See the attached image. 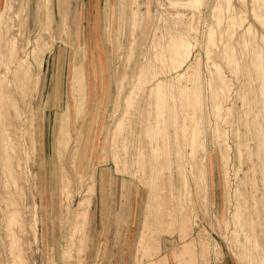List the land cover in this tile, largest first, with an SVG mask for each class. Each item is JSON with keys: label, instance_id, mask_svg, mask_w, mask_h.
Masks as SVG:
<instances>
[{"label": "rangeland", "instance_id": "374dc122", "mask_svg": "<svg viewBox=\"0 0 264 264\" xmlns=\"http://www.w3.org/2000/svg\"><path fill=\"white\" fill-rule=\"evenodd\" d=\"M106 1H2L0 78L6 80L5 86L11 85L10 89H14L12 69L17 58L25 55L24 50L33 59L39 46L44 57L41 69L36 64L33 68L39 80L37 90L31 91L29 85L25 87L26 93H14L17 106L9 101L7 109L2 111L9 112L0 128L3 136L9 138L0 143V264H79L80 261L81 264H148V258L142 259L139 241L144 224L147 221L157 224L160 211L155 202L152 204L144 175L138 172L141 166L138 164L139 138L145 141L146 147V131L142 128L149 117L157 122L162 160H165L164 152L175 162L177 145L188 150V140L194 129L201 131L202 143L196 146L195 157L190 158L194 170L186 163L187 170H191L186 172L190 196L183 198L179 207L170 197L165 202L166 207L176 206L180 217L182 205L185 206L182 217L193 226V238L203 229L207 232L205 236L212 249L203 255L197 247L196 263L263 264L264 238L260 235L264 226H256L261 243L256 249L253 239L246 238V235L253 237L252 231L236 225L234 214L237 205L242 209L252 208L253 196L260 201L261 213L264 211V151L261 150L264 148L260 145L264 141V0H135L134 3L133 0H108L107 4ZM132 7L140 12L137 27H132L130 21ZM232 19L234 25L230 22ZM178 38L190 43L191 55L181 68L173 70L169 48ZM77 46L80 47L78 54L85 56L89 94L82 117L76 118L73 125V129L75 124L77 130L80 129V134L67 146L63 142L60 150L59 127L66 103L71 105L75 115L71 70ZM81 55L77 59H81ZM140 73L143 78L138 76ZM154 74L164 85V94L160 97L151 92L155 81L150 80ZM223 81L229 83L223 84ZM222 86L225 89L221 90ZM23 94H27L25 98ZM130 96L135 100H132L131 114L123 128L126 133L133 126L135 130L127 140L128 148H119L120 161L116 165L114 137L120 129L115 123ZM162 97L166 99L163 118L156 105L157 98ZM217 103L221 104V109L215 112ZM14 108L18 111L15 120L12 119ZM11 121L18 126L13 128ZM257 129L261 130L255 139ZM216 130L225 135L222 143L214 137ZM167 134L171 140L166 146L163 141ZM93 135L94 147L90 150L88 136L92 143ZM212 138H216V144L212 143L215 142ZM238 142L250 145L243 146L241 156L237 152ZM144 150L149 156V150ZM225 151L229 152L228 163L221 159ZM205 156L211 161L206 174L209 190L204 189L205 181L203 183L199 180L201 176H197L200 175L198 168L205 169ZM10 164L15 171L11 177L7 167ZM117 168L122 172L118 173ZM78 169L83 176L80 182ZM195 171L192 177L191 172ZM93 173L96 193L91 197L88 188ZM174 175L178 184L182 176L176 171ZM63 177H67V184ZM63 187L68 189L63 190ZM207 191L208 200L203 197ZM8 195L13 196L9 198ZM81 202L91 209V218L84 231L90 234V243H80L84 232H78L74 248L67 252L69 229L79 208L84 207L80 206ZM150 209L152 215L147 220ZM9 210L16 214L14 225L7 222L11 216L6 213ZM157 227L162 250L156 259L167 256L168 264H187L190 257L182 256L179 261L176 256L183 245L178 222L172 227ZM10 233L18 237L13 251ZM89 245L90 250L80 256V248L87 249Z\"/></svg>", "mask_w": 264, "mask_h": 264}, {"label": "bare ground", "instance_id": "6f19581e", "mask_svg": "<svg viewBox=\"0 0 264 264\" xmlns=\"http://www.w3.org/2000/svg\"><path fill=\"white\" fill-rule=\"evenodd\" d=\"M2 1L4 0H0V14L2 13V9H1V5H2ZM123 1V0H122ZM132 1V0H131ZM135 0H133V3H134ZM198 0H196L197 2ZM229 1V0H228ZM108 0L105 2L107 4ZM109 3V2H108ZM132 3V2H131ZM109 6V5H108ZM106 6L107 8L110 9V7ZM122 6V5H121ZM122 8V7H121ZM133 9L131 10V16H130V21L132 23V27H137L138 26V15L140 14L139 10L135 7H132ZM6 9V5H5V8ZM9 8H7L8 10ZM122 10V9H121ZM124 13H125V7L123 9ZM105 11V9H104ZM9 12V11H8ZM107 12V11H106ZM120 13H122V11H119ZM119 13V14H120ZM128 13V12H127ZM104 14H107L104 12ZM126 14V13H125ZM109 15V14H108ZM110 16V15H109ZM122 16V15H120ZM108 18V17H107ZM106 18V19H107ZM124 18V16H123ZM48 19V18H47ZM109 19V18H108ZM107 19V20H108ZM50 20V18H49ZM48 20V22H49ZM122 20H125V19H122ZM46 22V21H45ZM231 24L234 25L235 22L234 20L232 19L231 21ZM242 22V18L240 20V24ZM110 23V22H109ZM110 25V24H109ZM119 25V24H118ZM12 26V25H11ZM108 26V25H107ZM10 27V26H9ZM109 27V26H108ZM49 28V27H48ZM8 29V28H7ZM47 30V29H46ZM49 30V29H48ZM52 30V29H51ZM51 32V31H50ZM107 32V31H106ZM126 32V31H125ZM249 32V31H248ZM250 33V32H249ZM8 34V32H7ZM43 34V33H42ZM172 37L174 36L173 33L171 34ZM109 36V35H108ZM123 36V35H122ZM13 37V36H12ZM53 37V36H52ZM120 37V36H119ZM118 37V38H119ZM133 37V36H132ZM16 38V37H15ZM54 38V37H53ZM171 38V37H170ZM176 38V37H175ZM14 39V38H13ZM56 39V38H55ZM173 39V38H172ZM5 40V39H4ZM17 40V39H16ZM15 40V41H16ZM54 40V39H53ZM118 40V39H117ZM122 40V39H121ZM134 40V39H133ZM6 41V40H5ZM4 41V42H5ZM15 41H14V44H15ZM69 40H67L68 42ZM52 42V41H51ZM55 42V41H54ZM120 42V41H119ZM154 42V41H153ZM171 42V41H170ZM160 43V42H159ZM28 44V43H26ZM68 44V43H67ZM119 44V43H118ZM190 43H188L184 38H178V39H175L171 42L170 44V53H171V56H170V63H171V66H173V70L174 68L177 70L179 68H181L189 59L190 55H191V48H190ZM16 45V44H15ZM40 45V44H39ZM7 46V45H6ZM15 48V46H13ZM138 47V46H137ZM38 50H35V53L33 55V59H30L29 56L30 54H28V52L26 50H24V48L22 49V51L24 52V56L22 57H18L15 64H14V67L12 69V76L14 78V81H15V86L13 87L14 89H10V86L11 85H8L9 87L5 86L4 82L6 80L0 78V128L1 126L3 125V118L5 119V115L8 116L9 112L6 111L5 113H2V111L4 109H7V105H8V102L11 101L12 103V106L16 107L17 105L14 104L15 103V97L13 96L14 93L18 92V91H21L22 93H26V89L25 87H28L29 85V88L31 89V91H36L37 88H38V76H35V73L33 68L34 66H36L37 68L41 69V65H42V61H43V57H44V53L43 51H41V49L39 50V46L37 47ZM77 50L75 52V56H74V62H73V67H72V70H71V89H72V95H73V98H74V101H75V115L73 114V108L71 107V105L69 103H66L65 104V110H64V115L60 121V132H59V138H58V143L60 145V150H61V146H62V143L65 142L66 146L68 145V143L72 142L75 140V138L80 134V129L77 130V126L75 124L74 126V129H73V125H74V122L77 120L76 118H79V117H82V113H84V105H85V100L87 99L88 97V84H87V81H86V77H85V56L81 55V54H78V51L80 49V47L77 46ZM125 48V47H124ZM13 49V48H12ZM133 49V48H131ZM43 50V49H42ZM47 50V49H46ZM228 50V49H227ZM31 51V50H29ZM132 51V50H131ZM133 52V51H132ZM15 53V52H13ZM161 53V52H160ZM15 55V54H14ZM78 55H81L79 57H82L81 59H77ZM159 54H157L158 56ZM162 55V54H161ZM2 57V55H1ZM32 57V56H31ZM160 57V56H158ZM163 57V55H162ZM161 57V58H162ZM165 57V56H164ZM30 60H33L32 62L29 61ZM160 62L162 61L160 58H159ZM157 61V60H156ZM139 62V61H138ZM10 63H13V62H10ZM36 64V65H35ZM128 64V62H127ZM6 65V63H5ZM4 65V66H5ZM13 65V64H11ZM135 66H137V64H135ZM142 66V65H141ZM178 66V67H177ZM6 67V66H5ZM7 69V68H6ZM126 69V68H125ZM135 70L138 71V69L135 67ZM134 70V71H135ZM191 70V69H190ZM42 72V71H40ZM39 72V73H40ZM143 73V72H142ZM160 74V73H159ZM132 75V74H131ZM257 75V74H256ZM3 76V75H2ZM129 76V75H128ZM140 78H143L142 77V74L140 73V75H138ZM122 77V75H121ZM125 77V75H124ZM133 77V76H132ZM183 77V76H181ZM254 77V76H253ZM256 77V76H255ZM131 79V78H130ZM139 81V80H138ZM137 81V82H138ZM152 81H155L154 84H153V88L151 90L152 92V95L155 94L156 96L160 97L161 95H163V82L162 81H159V79L157 78V74H154V76L152 77V79L150 80V82ZM8 82V81H7ZM128 82V81H127ZM224 83H227L225 81H223V84ZM229 83V82H228ZM227 83V84H228ZM142 84H140L141 86ZM146 85V84H145ZM228 86V85H227ZM135 87V86H134ZM188 87V86H187ZM264 87V85H263ZM138 88V87H137ZM141 88V87H140ZM122 89V88H121ZM126 89V88H125ZM219 89V88H218ZM225 89L224 86H222V89L223 90ZM227 89V88H226ZM230 89V88H229ZM183 90V89H181ZM220 90V91H221ZM184 92V91H183ZM224 92V91H223ZM261 92V91H260ZM263 92V91H262ZM261 92V93H262ZM21 93V94H22ZM181 94H184V93H181ZM260 94V93H259ZM264 94V92H263ZM24 95V94H23ZM27 95V94H25ZM24 95L23 98H25L26 96ZM128 96V95H127ZM127 96L125 95V97L127 98ZM264 97V95H262ZM22 97V96H21ZM20 97V98H21ZM166 97V96H165ZM22 98V99H23ZM158 99V102H157V107L160 108L158 110L159 111V116H161V118L164 117V109H165V104H166V99L164 97L162 98H157ZM128 100V104L126 105L127 101H125V108L123 109V106L121 107V112H119L118 116H117V119H116V123L117 124V128L120 129V133H116L115 137H114V140H115V151L113 153L114 155V160L116 162V165H118L119 163V159H120V156H119V148L124 146V149H127L128 146H127V140L130 137H132V134H134V130H135V127L133 126V129H131L130 131H128V133H126V129L123 128L124 124L126 125V123L128 122L127 120H129L128 116L131 114L130 112V107L133 106V102L135 99L132 98V96L129 97ZM133 100V102H132ZM262 101V100H261ZM123 103V102H122ZM264 103V102H263ZM87 104V103H86ZM221 105V104H220ZM220 105L219 103H217L214 107V111H219L221 108H220ZM263 105V104H262ZM127 106V107H126ZM151 106V104H150ZM135 107V105H134ZM260 107V106H259ZM263 108V106H262ZM258 109V108H257ZM260 109V108H259ZM264 109V108H263ZM262 109V111H263ZM15 110V108H14ZM132 110V109H131ZM223 110V109H222ZM221 110V111H222ZM261 111V109H260ZM133 112V111H132ZM249 112V111H248ZM259 112V111H258ZM257 112V113H258ZM139 113V112H138ZM164 113V114H163ZM221 113V112H220ZM252 113V112H251ZM18 114V111L15 110V113L12 115V119L15 120V116ZM92 114V113H91ZM135 116L137 113H134ZM151 114V112H150ZM216 114V113H215ZM259 115V113H258ZM261 115V114H260ZM259 115V116H260ZM250 116V114H249ZM258 117V116H256ZM128 118V119H127ZM155 119V118H154ZM152 119L151 117L148 118V122H146V125H143V128L146 132V137H147V142H146V147H145V141H143L141 138H139L140 140V154L138 156V159H139V162L138 164H140V168H138V172H140L141 174H143V181L145 182L147 188H148V191L150 192V199L152 201V204H154V202L157 204V210L160 209L159 211V217L156 219L157 221V224H154V223H150V222H146L144 224V229H143V232H142V236L140 237V241H139V250L141 252V254H143V258L144 259L145 257L148 258L149 260V263L148 264H168L169 263V259L167 256H164L162 257V259H156V257L158 255L161 254V250H162V246H161V236L160 234L158 233V226H160L161 228H164L166 226H173L176 222H178V225H179V232H180V238L181 240L183 241V245L181 247V249L179 250V253L176 254V256H178V260L179 261H182V256H186L187 258L190 257L191 260L188 261L187 264H197L196 263V256L198 254V249L197 247L199 248V251L200 253H202L203 255H207L208 252H210V249H212L211 247V243L207 240L206 236H208L207 232L203 229L198 235L197 237H194L193 238V226L191 224H189L188 220L185 219L184 217H182L183 215V210H186L185 209V206L182 205V212H181V217L176 213L177 210H179L176 206L175 208L171 207V205L167 206L165 205V202L169 199V197L171 198V200H176L177 201V206L179 207V203L181 205V202L183 200V198L187 197V196H190L191 194V191H190V188H189V182H188V179L186 177V172L189 170H187V165H189V167L192 165V171L194 170V167H193V164L190 162V158L192 157H195L194 156V153L196 152V146L197 148L200 146V143H202V137H201V131L199 128H195L194 130V133H192V136L189 138L188 140V145H190V148L186 151H184L183 149H180L181 147L179 145H177L178 149L176 151V155H178L176 157V164L175 162L171 159L170 156H168V154H165L164 152H162L164 155H165V160H162L161 157H162V154L159 153V151H161V143H159V129L156 128L155 124L157 122H155V120ZM178 119V118H177ZM262 119V117H261ZM21 118L19 117V120L20 121ZM257 120V119H255ZM127 121V122H126ZM250 121V120H249ZM130 122V121H129ZM160 122H162L160 120ZM248 122V121H247ZM246 122V124H247ZM251 122V121H250ZM97 123V122H96ZM165 123V121H164ZM162 124V123H161ZM167 124V123H166ZM166 124H164L166 126ZM177 124V123H176ZM251 124V123H250ZM10 125L13 127V128H16L18 125L15 121H11L10 122ZM33 125V123H32ZM187 125V124H186ZM253 125V124H252ZM258 125V124H256ZM256 125L254 127H256ZM264 125V124H263ZM178 126V124L176 125ZM192 126V125H191ZM259 126V125H258ZM257 126V127H258ZM129 127V126H128ZM198 127V125H197ZM96 128V126H95ZM131 128V126H130ZM250 127H248L247 129H249ZM259 128V127H258ZM261 128V126H260ZM167 129V127L165 128ZM182 129V128H180ZM203 130V127L201 128ZM238 129V128H237ZM252 129V128H251ZM259 130V129H257ZM256 130V131H257ZM261 130V129H260ZM260 130L258 131V133L256 134V132L254 134H256V137L255 139H257V136L258 134H260ZM119 131V130H118ZM183 131V130H182ZM184 131L185 133L187 132V129L184 128ZM238 131V130H237ZM236 131V133H237ZM6 132V131H5ZM8 132V131H7ZM6 132V133H7ZM168 132V131H167ZM223 132V131H222ZM251 132H253L251 130ZM250 132V133H251ZM262 132V131H261ZM17 133V132H15ZM239 133V131H238ZM248 133V132H247ZM206 134V133H205ZM215 134V136H214ZM213 134L214 137L217 138L218 142H221L223 141V135L224 133L222 134L221 131L218 132L216 130V132ZM226 134V132H225ZM228 134V133H227ZM264 133H262L263 135ZM248 135V134H247ZM17 137V136H16ZM139 137V135H138ZM225 137V135H224ZM244 137V136H243ZM248 137V136H247ZM261 137V135H260ZM264 137V135H263ZM262 137V138H263ZM9 136L8 137H4L3 136V133H1V129H0V143L2 142H5L6 140H8ZM92 143H91V139L89 138L88 136V144H89V147H90V150H93V147H94V135L92 136ZM216 138H212L215 142H212V143H215L216 144ZM252 138V137H251ZM254 138V137H253ZM226 139V138H225ZM249 139V138H248ZM10 142H11V139H9ZM170 136L168 137V134H167V138L164 139L163 141V144L167 146L168 142L170 141ZM212 140V141H213ZM228 140V139H227ZM254 140V139H252ZM226 141V140H224ZM237 141H238V138H237ZM15 142V141H14ZM16 143H18L16 141ZM32 143V142H31ZM227 143V142H225ZM239 143V144H238ZM236 144H238L239 146V149L237 150V152H239L238 154L241 156V154L243 153V146H245V144H247L245 142V144L241 143V142H238ZM251 143V142H250ZM14 146V144H12ZM249 144L246 145V147L248 146ZM260 145L264 148V141H261ZM204 146V145H203ZM213 146V144H212ZM220 146V145H218ZM260 146V147H261ZM15 147V146H14ZM250 147V145L248 146ZM258 147V146H256ZM16 148V147H15ZM144 148H146L148 151V155H146L145 153V150ZM220 148V147H219ZM230 148V147H229ZM7 149V148H6ZM34 149V148H33ZM246 149V148H245ZM251 149V148H248V150ZM226 150V149H225ZM229 150V149H227ZM262 151H264L263 149H261ZM260 151V152H262ZM15 151H13L12 153H14ZM246 152V150H245ZM31 153V152H30ZM34 153V151H33ZM249 153H252L249 152ZM264 153V152H262ZM7 154V153H6ZM257 154V153H256ZM255 154V155H256ZM8 155V154H7ZM17 155V154H16ZM247 155V154H246ZM263 155V154H262ZM10 156V155H9ZM20 156V154H19ZM18 156V158H20ZM208 156V155H207ZM207 156H205V169L203 170H200V168H198V172L200 175H197V176H201L199 178L200 181H205L204 183V186H206L204 189H207L209 190V179L206 178V174L208 173L209 171V167H210V163L211 161L208 160ZM251 156V154H250ZM254 156V155H253ZM258 156V155H257ZM256 156V157H257ZM250 158V157H249ZM8 159V158H6ZM13 159V158H12ZM11 159V160H12ZM221 159L222 161H224V163H228V160H229V152H222V156H221ZM241 159V158H239ZM193 160V159H191ZM14 161H15V158H14ZM21 161V160H19ZM8 162L10 163V161L8 160ZM193 162V161H192ZM230 162V160H229ZM264 162V160H263ZM8 163V164H9ZM187 163V165H186ZM240 160H239V165H240ZM227 166V165H226ZM242 166V165H241ZM5 167V166H4ZM8 167V175H13V173L15 171H13V166H11V164ZM225 167V166H224ZM77 168H80L81 167H77ZM227 168V167H226ZM225 168V169H226ZM6 168H4L5 170ZM78 169V173L77 175H79L78 177V180L80 182V179H83V176H82V170L79 172ZM191 169V167H190ZM228 169V168H227ZM3 170V169H2ZM175 171L178 172V175L181 177V179H178L179 182L178 184L176 183L174 177H175ZM191 171V170H189ZM226 171V170H225ZM2 172V171H1ZM6 172V171H5ZM96 172V171H95ZM94 172V173H95ZM117 172L118 173H121L122 170L117 168ZM10 173V174H9ZM92 174L91 176V182L90 183V187L88 188V193H90L91 197H93L96 193V181L94 182V175L95 174ZM97 173V172H96ZM192 173V177H194L195 172H191ZM229 173V172H228ZM4 174V179L6 178L5 177V173ZM245 174V173H244ZM87 176V174H86ZM178 176V177H179ZM11 177V176H10ZM177 177V178H178ZM179 177V178H180ZM225 177V175L223 176ZM64 178V177H63ZM62 178V179H63ZM67 178V177H66ZM64 178V179H66ZM176 178V179H177ZM244 178V177H243ZM7 179V178H6ZM13 179V178H12ZM10 178V180H12ZM63 181L67 184L68 181L67 179ZM207 179V180H206ZM182 180V181H181ZM195 180V179H194ZM199 180H195L196 182H198ZM244 180V179H243ZM83 181V180H82ZM81 181V182H82ZM225 182V181H224ZM254 182V185L256 184L255 182L256 181H253ZM5 183V182H4ZM7 183V182H6ZM5 183V184H6ZM63 183V185L65 184ZM4 184V186H5ZM8 185V183L6 184ZM227 184H225L226 186ZM9 186V185H8ZM16 186V184H15ZM68 186V185H67ZM89 186V185H88ZM167 189H166V187ZM191 186V185H190ZM195 186V184H194ZM197 186V184H196ZM244 186V185H243ZM257 186V185H256ZM2 187H3V184H2ZM7 187V186H5ZM10 187V186H9ZM65 187V186H64ZM63 187V190H67L68 188H64ZM199 187V185H198ZM255 187V186H254ZM20 188V187H19ZM82 188V187H81ZM202 188V187H200ZM245 188V187H244ZM10 189V188H8ZM16 189V187H15ZM179 189V194H177V191ZM198 189V188H197ZM229 189V188H228ZM17 190V189H16ZM191 190H194L193 188ZM203 190V189H202ZM20 192V191H19ZM66 192V191H65ZM167 192V193H165ZM195 192V190H194ZM197 192V191H196ZM195 192V193H196ZM5 193V192H4ZM203 193V192H202ZM241 193V192H240ZM197 194V193H196ZM1 195V194H0ZM5 195V194H3ZM254 195V193H253ZM6 196V195H5ZM13 195H10V197H12ZM206 197V199L208 200V191L207 193L205 192V195H203V197ZM9 197V195L7 196ZM6 197V198H7ZM9 197V198H10ZM70 197V196H69ZM8 198V199H9ZM71 198V197H70ZM253 198V207L252 208H246L245 209H242V206L241 205H237V208H236V211H235V214H234V218H235V223L236 225H240V226H246V227H249L250 230L252 231L253 233V237L250 238L248 235H246V238L249 240L253 239V242L255 243V247H257L256 249H258V247H261V243L259 242V237L256 235V226L260 225V226H264V211L261 213V209H259L260 207V201L255 197H251ZM205 199V198H204ZM23 200V199H22ZM11 201V200H10ZM9 201V202H10ZM5 203V202H4ZM14 203V202H13ZM12 203V204H13ZM16 203V202H15ZM93 201H91V205H92ZM11 204V203H10ZM11 204V205H12ZM5 205V204H4ZM9 205V206H11ZM244 205V204H243ZM9 206H7L9 208ZM14 206V205H13ZM80 206H84L83 208H79L78 210V213L76 214V217H75V220L73 222V224L71 225V228L69 229L70 230V238L69 239V242L70 244L67 246V248L65 249V251H69L70 249L74 248V245H75V236L78 232H81V231H85V228L87 227L88 223H89V220L91 218V209L88 208L87 206L83 205V202L80 203ZM12 207V206H11ZM15 207V206H14ZM18 207V206H17ZM6 209V207H5ZM66 209V208H65ZM68 209V208H67ZM66 209V210H67ZM151 211L152 209H150L148 211V218L147 220L151 217ZM70 212V211H69ZM6 213H8V215H10V210L9 211H6ZM17 213V212H16ZM67 213V212H66ZM21 214V213H20ZM69 214V213H68ZM6 215V214H5ZM19 215V213H18ZM17 215V216H18ZM184 216V215H183ZM16 214L15 212L13 211L11 213V216L9 218V220L7 219V222H9V224H13L14 225V221L16 220ZM67 217V216H66ZM44 219H42L43 221ZM6 222V224H7ZM18 222V221H17ZM20 224V222H18ZM42 223V222H41ZM16 224V223H15ZM24 224V223H23ZM11 225V226H13ZM17 225V224H16ZM15 225V226H16ZM19 226V225H17ZM23 226V225H22ZM5 227V226H4ZM20 227V226H19ZM7 228V227H6ZM5 228V229H6ZM19 229V228H18ZM243 229V228H242ZM24 230V229H22ZM248 230V229H247ZM8 233H9V230L7 229ZM21 231V230H20ZM262 231H263V228H262ZM24 233V231H23ZM22 233V234H23ZM259 233V232H258ZM11 234V233H10ZM15 234V233H14ZM244 234V233H243ZM8 235V234H7ZM12 235V234H11ZM171 236H173L172 233H170ZM259 235V234H258ZM10 236V235H9ZM260 237L264 238V231L262 232V234L260 235ZM7 238V237H6ZM12 239H10L12 241V245H11V251H13V245L18 241V237L15 236H11ZM193 238V239H192ZM86 241L87 243L89 242L90 243V234L88 233H85L83 234L82 238L80 239V243ZM211 241V240H210ZM248 242V241H247ZM68 243V242H67ZM88 243V244H89ZM90 245L87 246V249H83V248H80V256L82 254V252L86 253L87 250H90ZM221 247V246H220ZM246 247V245H245ZM248 249H246L247 251ZM262 252H264V245L262 246ZM257 254V253H256ZM83 255V254H82ZM85 255V254H84ZM223 255V254H222ZM258 255V254H257ZM256 255V256H257ZM218 256V254H217ZM244 256V255H243ZM255 255H253L254 257ZM83 257V256H82ZM82 257H81V260H82ZM249 257V256H248ZM255 258V257H254ZM257 258V257H256ZM263 258V257H262ZM261 258V260H262ZM259 259V258H258ZM79 260V259H78ZM85 260V259H84ZM262 262V261H261ZM259 262V263H261ZM141 263V262H140ZM81 264V261L80 263ZM179 264H183V262L179 263ZM264 264V263H263Z\"/></svg>", "mask_w": 264, "mask_h": 264}, {"label": "crops", "instance_id": "0c3cea01", "mask_svg": "<svg viewBox=\"0 0 264 264\" xmlns=\"http://www.w3.org/2000/svg\"><path fill=\"white\" fill-rule=\"evenodd\" d=\"M223 264H231V263H230V262H226V261H224Z\"/></svg>", "mask_w": 264, "mask_h": 264}]
</instances>
